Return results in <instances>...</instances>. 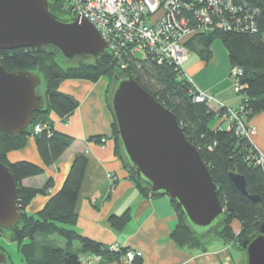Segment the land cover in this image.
<instances>
[{"label":"trees","instance_id":"trees-1","mask_svg":"<svg viewBox=\"0 0 264 264\" xmlns=\"http://www.w3.org/2000/svg\"><path fill=\"white\" fill-rule=\"evenodd\" d=\"M246 1L259 9L256 31L201 33L189 38L186 46L190 52L208 62L213 55V42L219 40L222 43L230 66L242 69L239 80L242 86L239 89L242 95L240 102L248 120L253 114L264 112V0ZM64 2L65 0H48L49 9L59 17H70L72 15L68 8H65ZM122 61L126 65L125 68H121L119 61L108 51L98 60L64 64L50 50H0V62L6 70L18 68L36 72L41 77L45 93L44 106L34 114V120L26 131L16 136H8L0 131V162L8 166L15 181L16 202L20 213L17 224L7 229L8 238L17 242L22 264H81L80 258L86 253L93 256L115 253L118 254L120 264H141V256L138 255L130 261L122 260L127 248L111 249L110 246L83 236L75 228V204L87 165V159L82 154L73 158L61 188L48 198L44 206L34 214L25 212V207L33 197L47 193L52 182L48 180L42 188L24 186V178L42 174L44 167L27 160L10 162L7 152L23 147L27 138L33 136L43 165L49 166L68 148L73 138L54 130L45 116L53 111L64 118L77 107V101L72 96L57 89L59 82L68 78L96 81L107 77V106L112 116L108 92L113 75L129 74L144 90L175 114L187 140L196 147L212 180L217 184L218 198L224 208L220 226L211 233L201 235L188 225L180 209L170 199L177 215V223L170 232V238L178 246L204 249L209 240L215 237L235 245L240 250L242 240L257 231L259 224L264 221V164L256 163L257 151L249 140L236 135L232 128L214 126L215 117L223 115L224 107L215 111L206 101H195L192 84L186 78H180L173 65L158 64L151 58L140 60L123 57ZM37 123L45 127L33 134V126ZM101 138L104 137H94L97 141ZM112 139L114 151L138 191L143 195L158 196L125 167L126 161L113 116ZM230 172L241 174L245 179L247 192L256 195L258 200H252L242 194L231 181ZM129 217L128 211L120 215L111 214L108 216V222L111 226L121 229ZM233 220H237L240 225L237 233L231 226ZM4 231L0 228L1 233ZM60 239L63 240L62 243L59 242ZM0 249L2 250L1 246Z\"/></svg>","mask_w":264,"mask_h":264},{"label":"water","instance_id":"water-1","mask_svg":"<svg viewBox=\"0 0 264 264\" xmlns=\"http://www.w3.org/2000/svg\"><path fill=\"white\" fill-rule=\"evenodd\" d=\"M18 48L50 50L64 64H75L103 57L107 42L86 18L51 12L48 0H0V50ZM44 94L36 72L8 71L0 62V131L8 136L26 131L44 106ZM108 98L125 167L151 192L172 199L195 232L217 229L224 215L219 188L175 114L129 74L113 75ZM229 177L242 194L258 200L247 192L241 174ZM19 219L16 184L0 162V228L10 229ZM240 251L243 264H264V221L242 240ZM0 264H10L1 249Z\"/></svg>","mask_w":264,"mask_h":264},{"label":"crops","instance_id":"crops-1","mask_svg":"<svg viewBox=\"0 0 264 264\" xmlns=\"http://www.w3.org/2000/svg\"><path fill=\"white\" fill-rule=\"evenodd\" d=\"M216 41L219 40L213 42V55L208 62L195 54L193 59L188 56L182 68L197 87L212 94L222 104L236 107L242 95L229 76L231 66L227 52L225 55ZM107 88L105 77L96 81L68 78L59 82L57 89L72 96L77 107L64 118L53 111L49 113L47 120L53 129L73 138L53 164L43 165L33 136L27 138L23 147L7 152L10 162L27 160L44 167L42 174L24 178V186L42 188L48 180L52 182L47 193L33 197L25 212L34 214L44 206L48 198L61 188L73 158L82 154L87 165L75 204V228L80 234L106 246L139 251L141 264H243L241 251L219 238H211L204 249L180 247L170 238L177 223L170 198L141 194L114 151ZM209 106L215 111L220 109L215 102ZM247 122L256 130L252 142L264 154V112L253 114ZM214 126L227 128V121L223 116H216ZM100 135L104 138L100 141L94 139ZM110 174L113 180L109 178ZM125 211L130 217L123 228L117 229L109 224V215H120ZM231 226L237 233L239 222L233 220ZM80 260L81 264H120L115 253L107 256L86 253Z\"/></svg>","mask_w":264,"mask_h":264},{"label":"built area","instance_id":"built-area-1","mask_svg":"<svg viewBox=\"0 0 264 264\" xmlns=\"http://www.w3.org/2000/svg\"><path fill=\"white\" fill-rule=\"evenodd\" d=\"M72 16L90 21L107 42L108 53L121 68L123 57L144 60L151 58L158 64L168 63L193 86L194 100L215 102L224 107L227 128L249 140L257 151L256 163L264 164V154L252 142L255 127L247 122L241 102L230 107L217 101L195 85L182 68L189 56L186 41L194 35L216 31H256L259 9L246 0H65ZM229 76L239 91L242 69L232 66ZM45 125L33 126V134ZM103 140V139H102ZM111 180L114 177L110 174ZM111 249H118L111 245ZM139 251L128 250L122 260L130 261ZM90 261V260H88Z\"/></svg>","mask_w":264,"mask_h":264},{"label":"rangeland","instance_id":"rangeland-1","mask_svg":"<svg viewBox=\"0 0 264 264\" xmlns=\"http://www.w3.org/2000/svg\"><path fill=\"white\" fill-rule=\"evenodd\" d=\"M64 5H65V8L67 9V2L66 1L64 2ZM263 40H264V36H263ZM215 43L221 46L223 52L226 55L225 47L222 44H220L219 41H216ZM194 57H196L195 53L190 52L189 58L193 59ZM105 79L108 80L107 77H105ZM41 89H43L42 84H41ZM45 116L48 118L49 114H47ZM8 233L9 232L7 230H5L3 233L0 232V246L2 247V250L4 251V253L6 254L10 264H22V256H21V253L18 249L17 242L11 241L8 238ZM62 241H63L62 239L59 240V242H61V243H62Z\"/></svg>","mask_w":264,"mask_h":264}]
</instances>
